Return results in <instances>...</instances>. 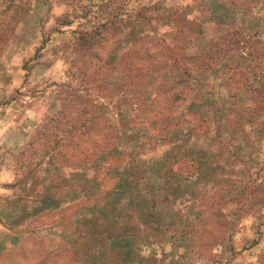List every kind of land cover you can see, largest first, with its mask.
<instances>
[{
  "label": "rangeland",
  "instance_id": "374dc122",
  "mask_svg": "<svg viewBox=\"0 0 264 264\" xmlns=\"http://www.w3.org/2000/svg\"><path fill=\"white\" fill-rule=\"evenodd\" d=\"M0 264H264V0H0Z\"/></svg>",
  "mask_w": 264,
  "mask_h": 264
}]
</instances>
